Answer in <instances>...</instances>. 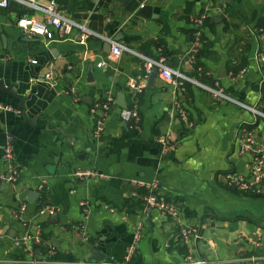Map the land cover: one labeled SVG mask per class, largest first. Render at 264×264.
Returning a JSON list of instances; mask_svg holds the SVG:
<instances>
[{
    "label": "crops",
    "instance_id": "0c3cea01",
    "mask_svg": "<svg viewBox=\"0 0 264 264\" xmlns=\"http://www.w3.org/2000/svg\"><path fill=\"white\" fill-rule=\"evenodd\" d=\"M53 1L95 35L79 41L73 28L60 39L28 36L14 25L17 4L0 9V79L11 91L0 90V103L19 110L0 111V156L10 135L19 170L16 183L0 181V264H184L174 224L154 210L143 216L132 179L157 180L158 195L178 208L181 223L199 229L194 261L264 264V174L254 196L221 185L224 173L248 170V156H238L233 143L237 125L264 144V118L250 109L264 108V39L255 36L264 26V0ZM141 6L149 7L147 16L137 14ZM200 13L204 41L188 62L192 18ZM113 44L122 46L116 59L107 49ZM142 57L163 58L186 77L183 89L158 70L146 87ZM128 80L141 91L131 94ZM213 90L223 96L214 98ZM107 92L113 104L95 138L89 109ZM175 99L189 126L174 111ZM127 107L138 114L133 127L120 117ZM77 170L107 178L76 181L70 174ZM80 201L89 204L85 240L73 229ZM44 206L56 214L38 215ZM138 222L140 241L125 262ZM25 235L31 239L13 245ZM92 251L102 262L92 261Z\"/></svg>",
    "mask_w": 264,
    "mask_h": 264
},
{
    "label": "built area",
    "instance_id": "2783aa9c",
    "mask_svg": "<svg viewBox=\"0 0 264 264\" xmlns=\"http://www.w3.org/2000/svg\"><path fill=\"white\" fill-rule=\"evenodd\" d=\"M10 1H13L22 9V12L17 15L14 20V25L28 36H41L45 39L65 38L69 35L73 28L78 30V40L84 41L89 36L95 35L93 31L84 27L77 21L66 17L56 6L53 0H48L45 3H40L37 0H0V9H6ZM35 13L39 14L36 15ZM205 14L200 13L192 18L194 30L192 32V40L189 49L186 53L187 61L193 59L195 53L203 44V20ZM255 36L259 39H264V30L257 29ZM110 58L116 59L122 51V46L113 44L110 46ZM258 59L260 66L264 68V50L259 52ZM34 62V60H31ZM141 69L144 74H148L151 68L158 70L161 76L178 85V89L182 90V83L186 77L181 76L177 71L165 67L163 58L148 59L142 57ZM175 78L177 82H175ZM127 89L131 94L139 93L142 89V84L136 83L133 80L127 81ZM214 98H220L223 95L220 91L213 90ZM113 104V96L110 92L105 93L103 99L93 104L89 112L94 115V126L92 136L97 137L103 130L105 117L110 106ZM173 109L177 113L179 119L185 122L188 126L190 123L187 120L186 113L181 109L179 102L173 100ZM253 114L257 117L264 118V108L257 110L250 108ZM0 111H13L19 113V110L0 103ZM120 117L123 122L133 127V123L138 121V114L134 107H127L120 110ZM233 143L235 145L236 154L238 156H248L249 166L245 174L229 171L221 176V185L226 190H233L239 194L254 196L260 192L261 182L264 172V144H261L254 134L243 124L236 126ZM162 153L167 149V144L164 140L160 141ZM0 161L4 171L0 174V181L6 184H14L19 180V170L14 162L12 150V138L10 135L5 136V141L2 147ZM70 176L76 181L84 180H104L106 175L100 174L93 170H77L73 171ZM128 184L133 190H140V200L143 203L142 213L146 216L149 211L154 210L163 218L170 220L176 229V234L179 239V244L184 248L186 255L184 264H207L202 260L194 261L192 256L197 252V243L201 239L199 229L197 227L186 226L180 221L179 210L171 200H165L158 195V181H143L141 179H132ZM135 192H131L134 196ZM78 206L81 210V220L73 226V229L79 236L85 240L83 230V222L87 219L89 213V204L87 201H80ZM25 206L21 205L19 212L22 213ZM57 208L53 206L42 207L37 214L40 216L51 217L56 214ZM141 237V224L138 222L132 229L131 241L125 249L124 261L129 262L132 258ZM31 238L27 235L20 239L14 240L13 245L18 246L26 243ZM84 264V263H79Z\"/></svg>",
    "mask_w": 264,
    "mask_h": 264
},
{
    "label": "water",
    "instance_id": "95a60500",
    "mask_svg": "<svg viewBox=\"0 0 264 264\" xmlns=\"http://www.w3.org/2000/svg\"><path fill=\"white\" fill-rule=\"evenodd\" d=\"M8 5L9 6L10 5H16V3L13 2V1H10ZM148 10H149V7H147V6H141L139 8L137 14L143 15V16H147ZM263 42H264V40H263ZM109 48H110V46L107 45V49H109ZM118 70H120V69L118 68ZM155 73H156V69L155 68H151V70L149 71V73H148V75L146 77V80H145V86L146 87H148L149 85H151V82L153 80V77H154ZM189 74L191 75V73H189ZM85 78H86V82H89L90 83V82H93L94 81L93 72H92V66L91 65H89L87 67ZM111 80H113V82H114V79H111ZM0 90L3 91V92H11L8 89H6V87L4 86V84H3V82H2L1 79H0ZM14 95L17 97V99L20 102L19 103V106H21V102L23 100V97L22 96H18L15 93H14ZM120 106L123 107V105H120ZM95 255H97V252L96 251H92L91 252V259H92V261L93 262H96V263L102 262L103 257H101V256H95Z\"/></svg>",
    "mask_w": 264,
    "mask_h": 264
},
{
    "label": "trees",
    "instance_id": "16d2710c",
    "mask_svg": "<svg viewBox=\"0 0 264 264\" xmlns=\"http://www.w3.org/2000/svg\"><path fill=\"white\" fill-rule=\"evenodd\" d=\"M259 29H262V30H264V26L263 27H261V28H259ZM183 84V83H182ZM183 86V85H182Z\"/></svg>",
    "mask_w": 264,
    "mask_h": 264
}]
</instances>
